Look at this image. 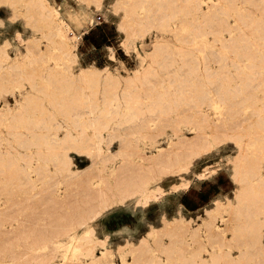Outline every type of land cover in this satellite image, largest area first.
<instances>
[{"label":"rangeland","instance_id":"rangeland-1","mask_svg":"<svg viewBox=\"0 0 264 264\" xmlns=\"http://www.w3.org/2000/svg\"><path fill=\"white\" fill-rule=\"evenodd\" d=\"M190 1L46 0L70 26L72 60L39 0H0V49L8 54L0 67V150L17 157L16 165L0 160V245L10 251L0 264H61L63 252L65 264H263L254 219L264 218V199L238 192L251 185L244 179L251 162L260 161L264 176V22H237V13H264L253 0H215L226 11L213 15ZM169 13L175 17L163 25ZM224 22L237 27L219 33ZM230 34L234 40L222 41ZM159 41L170 48L154 52ZM90 65L120 81L110 86L105 71L96 88L76 80ZM71 78L81 95L74 112H63L65 100L46 93ZM107 86L116 97L109 111ZM94 117L107 122L101 136ZM184 135L189 145L179 141ZM160 149V160L146 157ZM54 152L82 171L60 173ZM144 188L158 196H140ZM52 194L61 201L55 213L70 219H50ZM72 206L86 219L99 210L89 221L92 254L62 247L48 254L52 233L56 244L66 231L87 228ZM39 230L46 245L35 242ZM261 233L264 244V225ZM104 248L112 254L91 263Z\"/></svg>","mask_w":264,"mask_h":264},{"label":"bare ground","instance_id":"bare-ground-1","mask_svg":"<svg viewBox=\"0 0 264 264\" xmlns=\"http://www.w3.org/2000/svg\"><path fill=\"white\" fill-rule=\"evenodd\" d=\"M160 3H163L167 0H158ZM39 3L41 4V6L45 9L46 14L45 16L49 17L50 20L55 21V30L57 32L58 35H60L62 38H65L64 40V44H62V49L63 52L66 53L67 55H69L72 60H75L77 57V53L75 52V48H76V42L75 40H69V37H65V32L70 30V26L68 25V23H66L65 21H63L60 16H59V11L57 8L49 6L46 4V0H39ZM191 5L195 8H197L198 10H201L204 8L200 5L202 3V5H207L209 6L211 9V15L216 13V10H221L223 12H225L226 10L224 9V7L222 5H219L218 1L215 0H191L190 1ZM251 5H253V7L255 9H257L259 12L264 13V0H253ZM205 11V10H204ZM175 14H171L169 13L168 15H166L165 18V22L163 23V25H168V20L170 18L175 17ZM209 15L207 13H203V17L207 18ZM136 18H138V21L141 20L140 16L136 15ZM181 22H185V20H180ZM264 22V18L262 17V15H256L255 14V10L254 9H250V8H242V7H238V13H237V22ZM237 22L235 23H230V22H224L223 26H221V30H219V33H221L223 30L228 31L229 33L232 32V30L234 28L237 27ZM71 38V37H70ZM62 40V39H61ZM227 40H234V36L233 35H229V37L224 36V39L222 41H227ZM226 44V43H225ZM0 48H2V45H0ZM170 48V46L164 42V41H159L155 43V48H154V52H158V53H164L167 51V49ZM8 58V54L4 51L0 49V67L4 66V62L6 61V59ZM105 68H98L95 67L93 65L87 66V67H81L78 76L76 77V80L78 81H82V82H90L92 84H94L95 88L97 87L98 83L96 84V82H98V77L101 76V72L105 71ZM135 75L137 76L139 73V69H135L134 70ZM104 77L105 79H107L108 82L111 81L110 86H113V84L115 83V85L118 84V82L120 81L119 76L111 73L110 71H105L104 73ZM103 76V75H102ZM117 80L118 82H113L112 80ZM133 77L129 76L126 78V81H132ZM96 81V82H95ZM74 83V78L66 79L65 83H61V81H55L54 84L55 86L59 89L58 91L55 92H50V93H46V96L54 102H58L59 100H61V102L63 101V99L65 100V107L62 108L61 110L63 112H74L76 105L79 103V98H80V90L79 89H75L73 90L72 84ZM109 86V85H108ZM108 86L105 88V90L108 88ZM1 88V87H0ZM62 88H64V90H62ZM112 90V87H110ZM110 90V89H109ZM110 90V91H111ZM230 90V89H229ZM236 90V89H233ZM95 92L93 93L94 95L96 94V89L94 90ZM107 91V90H106ZM61 92H66L67 94L65 95V97L62 96ZM119 94H118V98H119ZM116 98L114 93L111 92H103V102L105 105V111H109V106H110V102L112 99ZM28 99V97H27ZM29 100H32L33 102H37L40 101V99L38 97L35 96H31ZM127 102V101H126ZM119 105V103L117 104ZM92 111V110H90ZM202 118L205 119L206 115H204L202 113ZM18 119L21 120L22 118L19 117L18 114ZM92 124L96 123L98 124V127L96 128L97 134L99 136H101V133L103 130L107 129V122H103L102 120H100L98 117H94L91 119L90 121ZM27 123V122H26ZM206 124H209L208 122ZM179 141L183 144L189 145L191 142V137H187V136H181L179 137ZM95 151L96 153H100L101 152V148L100 146L97 144L95 146ZM19 154L22 155L21 152H18ZM163 154V149H160L158 152H155L154 154H150V155H146V157H149V159H154V160H160L161 155ZM26 156H30L29 154H26ZM52 157H55L58 161H59V167H58V171L60 173L65 172L67 175L70 176H74L77 173H79L80 171H82L81 169L79 170L78 167L73 168V161L71 159L70 155H67L66 153H57L54 152L52 155ZM5 159L6 161L10 162V164L12 165H16L17 164V157L15 154H13V152L11 150H5V151H1L0 150V160ZM188 167V162L185 164V166L183 167V169H186ZM260 169V161L257 159L256 162H251L249 164L248 167V172L245 174L244 179L247 181L249 179H251V181L249 180V182H251V185L248 187H245L243 189H241L238 192L239 196H242L243 198H252V199H256V198H260V199H264V176H262L259 172ZM23 175L27 177V179L29 180L28 177V170L26 168H23ZM158 189V188H157ZM140 196H144V197H150V196H154L155 198L158 196L157 193L154 191V189H150V188H144L141 192H140ZM50 201H53L52 204L53 206L51 207V212H50V219L51 220H58V219H62V218H69L70 215H63V214H56L55 210L57 209L58 206H60V199H57L56 196L54 194L50 195ZM82 208L76 207V206H72L71 210L74 211L75 217L78 216V221L77 224L81 225V224H86L87 228L81 231H77V230H73V231H66L65 232V236H67V240L65 242L60 241L59 243L55 244V238H53L52 236H56L58 234L56 233H52L51 234V238H49L48 240L53 242V246H50V250L48 252V254H52L54 253L58 248H67L68 250L74 252L76 250L79 249H86L88 250V252H90L92 250V248L88 247V243H93L96 241L95 238H93L91 236L92 234V230L93 228L91 227L89 221L93 220V217H95V215L98 214L99 210L95 211L93 214H88V219L84 218V210H81ZM4 210V206H0V211ZM90 210V209H89ZM1 213V212H0ZM262 214H264V212H261ZM176 221H184V219L182 217L180 218H175ZM255 224H257V238H256V242L258 244H260L261 246L264 247L263 242L260 240L261 237V227L264 225V218H255L254 219ZM170 222L169 220H166V223ZM59 233V232H58ZM193 233V232H192ZM194 234V233H193ZM34 237H35V242H39L43 245L47 244L46 239L44 238L43 232L42 230H39L37 232L33 233ZM39 239H38V238ZM82 239H86L87 242L83 243ZM5 251H7V253H9V249L2 247L0 245V253H5ZM264 254V251H262ZM47 253L45 252L42 255H46ZM92 254V251H91ZM112 254L111 250L104 248V250H101V256L99 257H92L91 259V263L96 262L98 259H101L102 257H106V255ZM62 263L61 264H65L66 261V253L63 252L62 254ZM38 256H34L35 260H39L36 259ZM264 261V260H263ZM123 262H125V259H123ZM122 262V263H123ZM39 262H35L33 264H39ZM264 264V262H263Z\"/></svg>","mask_w":264,"mask_h":264},{"label":"snow or ice","instance_id":"snow-or-ice-1","mask_svg":"<svg viewBox=\"0 0 264 264\" xmlns=\"http://www.w3.org/2000/svg\"><path fill=\"white\" fill-rule=\"evenodd\" d=\"M94 43H95V41H93ZM97 46H99V45H97Z\"/></svg>","mask_w":264,"mask_h":264}]
</instances>
